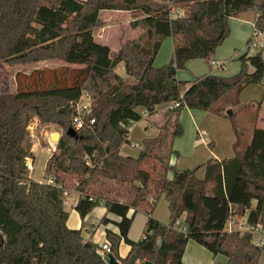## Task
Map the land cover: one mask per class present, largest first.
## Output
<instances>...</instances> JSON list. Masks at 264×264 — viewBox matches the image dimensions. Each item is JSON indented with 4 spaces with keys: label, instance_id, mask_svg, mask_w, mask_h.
<instances>
[{
    "label": "trees",
    "instance_id": "obj_1",
    "mask_svg": "<svg viewBox=\"0 0 264 264\" xmlns=\"http://www.w3.org/2000/svg\"><path fill=\"white\" fill-rule=\"evenodd\" d=\"M170 2L185 7L188 15L171 20L167 0H0V61L10 66L62 63L35 70L27 81L19 75L17 93L0 95V264H107L99 245L67 226L70 191L79 195L75 210L82 220L101 205L120 217L119 233L106 231L110 255L120 264H185L189 241L214 260L226 258V264H259L264 247L255 244L250 231L229 233L227 226L237 215L246 217L249 227H264V129H254L243 153L204 164L203 180L197 177L200 167L180 170L171 160L178 157L174 141L184 133L180 117L185 109L214 111L231 96V103L239 105L246 87L264 82L263 55L248 53L239 57L240 72L232 77L177 78L190 61L212 62L231 34V18L259 15L255 28L264 31V0ZM104 11L130 13L131 27L142 29V35L123 41L116 52L100 44L95 32L105 26ZM167 38L173 39L174 57L157 67ZM120 64L126 78L116 72ZM70 91L83 92L91 102L92 112L78 131L73 126L76 99L58 94ZM173 103L179 106L165 112L164 123L156 136L143 140L139 156L122 155L131 124L142 120L138 108L150 118L157 106ZM33 119L61 129L43 183L30 178L27 164ZM70 129L76 135L68 134ZM162 196L170 211L168 226L154 217ZM131 211L147 215L139 241L129 239ZM178 221L183 230L176 227ZM100 223L111 220L105 216ZM122 242L130 246L124 259Z\"/></svg>",
    "mask_w": 264,
    "mask_h": 264
},
{
    "label": "rangeland",
    "instance_id": "obj_2",
    "mask_svg": "<svg viewBox=\"0 0 264 264\" xmlns=\"http://www.w3.org/2000/svg\"><path fill=\"white\" fill-rule=\"evenodd\" d=\"M162 1V0H155ZM168 1V0H167ZM128 13V12H125ZM130 16L131 14L128 13ZM247 15L254 14L248 13ZM101 17L105 22V26L95 32L96 40L102 44L103 40L109 42V46L116 52L119 50L123 41L139 38L143 30L133 29L131 23L133 17L122 13H112L104 11ZM252 17L254 22V18ZM235 19L229 20L231 29L230 36L224 43L216 50L212 59L225 63L226 68H214L211 63H206L204 60H193L187 64L186 68L179 70L177 78L183 81L193 80L204 76L209 72L222 74L225 77H232L240 72L241 62L239 61L240 55L247 52L248 39L251 35V26H245ZM138 32V33H135ZM108 45V44H106ZM255 51L250 52L255 55ZM219 54V55H218ZM174 57V43L172 38H167L162 44V48L156 57L155 66L162 67L169 64ZM264 57V53H263ZM60 62H44L36 65H19L10 66L7 63L0 61V95L16 94L18 90V76L20 75L24 81H27V76L32 74L35 70H42L44 68L60 67ZM116 72L123 78H126L125 66L123 64L116 68ZM66 98H74L79 104L87 101L86 95H79L81 93H58ZM232 96L226 98L218 104L217 110L214 111H199L185 109L180 117L181 124L183 125L184 133L174 141V148L178 152V157L174 156L173 164L180 170H200L204 169L203 165L216 158L229 159L235 156L234 153L244 152L250 143L252 133L256 127H263V123L259 121V112L264 111V82L257 85H251L245 88L238 96L239 105H233ZM167 105L162 104L158 108V113L153 117L154 123L149 124L144 118L139 124L138 128L134 130L133 141L127 145L132 150L134 155H138L142 149V142L146 135H153L158 128L164 123V114ZM259 106L261 108L259 109ZM262 115V113L260 114ZM149 127L148 132L145 130ZM29 138L28 143L31 148L32 158L27 159V164L30 173L33 171L34 179H42L44 170V161L41 156L43 150L51 148L50 146L55 141V138H61V129L54 125L40 124L37 119H33L29 125ZM58 132V134H53ZM59 135V136H58ZM54 136V137H53ZM56 136V137H55ZM57 142V143H58ZM131 143H137V148H132ZM237 144V145H236ZM236 151V152H235ZM45 152V151H44ZM32 167V168H30ZM161 202L166 203V209L161 211V217L165 219L166 226L170 224V211L168 203L164 196H162L157 205L159 207ZM156 205V208H157ZM72 203L67 202L66 208L70 210ZM155 208V210H156ZM161 210V209H160ZM236 211V210H235ZM144 214V212H142ZM146 215V214H145ZM155 217V211H154ZM92 218L91 222H94ZM90 222V223H91ZM245 217L234 215L228 223L227 229L229 231H248V225L245 222ZM241 223L243 226L241 227ZM164 225V224H163ZM95 225L93 228L95 229ZM93 233V232H92ZM138 235V234H137ZM139 234L138 237H140ZM109 242L105 241L104 244ZM102 244L101 247L104 245ZM264 252L261 255L263 257ZM261 260V259H260Z\"/></svg>",
    "mask_w": 264,
    "mask_h": 264
},
{
    "label": "crops",
    "instance_id": "obj_3",
    "mask_svg": "<svg viewBox=\"0 0 264 264\" xmlns=\"http://www.w3.org/2000/svg\"><path fill=\"white\" fill-rule=\"evenodd\" d=\"M112 13H122V14L128 15L131 18V16L128 13H125V12H112ZM247 14H243V15H241L238 18H232V19L238 20L239 22H241L245 26H249L250 25L251 26V30L253 31L254 22L251 21V20H253L252 19L253 16L252 15H247ZM253 18H254V21H255L256 16H254ZM131 21H133V20H131ZM135 33H138V32H135ZM103 42L104 43H102V44H104V45L108 44V46H109V42H107L106 39L103 40ZM116 51H117V49H116ZM213 61H216V60H213ZM216 62H218L221 67L212 65L214 68H217V69H219V68H224L225 69L226 68L224 62H221L220 60L219 61H216ZM250 71H252V69H250ZM205 75H207V73ZM209 75H215V76L225 77L222 74H218V73H215V72L212 73L211 71L209 72ZM179 80L183 81L182 79H179ZM194 80L195 79L188 80V82H192ZM63 93H71V94H73V93H75V94L81 93L79 95L80 96L83 95V92H81V91H70V92H63ZM159 106H161V105H159ZM159 106H157V108H156V112L157 113H158ZM167 107L168 108L166 109V111L169 109V105H167ZM138 112L142 115V120L145 118L148 121L149 124H153L154 123L153 117L155 115L153 117L148 118V114H147L146 110L144 108H142V107L141 108H138ZM261 113H262V115H260ZM258 116H259L258 123H259V121L263 123V127H259V128L264 129V111L263 110H262V112L260 111ZM140 122L131 124V126L129 128V131H130V142L133 141L132 139H133V135H134V130L136 128H138V124ZM161 122L163 124V121H161ZM145 130L148 132L149 127H146ZM157 132H158V130L153 135H150V134L146 135L145 139L146 138H149V137L156 136ZM53 134H58V132H54ZM58 139H59V137H58ZM58 139H57V142H58ZM57 142L55 144H52L50 146L51 148H47V149L43 150L42 152H39V153H41L42 158H44L43 159V161H44V170H43V174H42V177L43 178L42 179H34V177H33V171L34 170H31L32 172L30 173V178L33 181H36V182H39V183L46 182V178H45L46 163L49 160V158L52 156V154L54 153ZM131 144H132V148H137L138 147V144L137 143H135V144L134 143H131ZM127 147H128L127 145H123L121 147V154L122 155H124V156H130V157H133V158H137L139 156L140 153L138 155H134L132 153V150L129 149V148H127ZM234 154L236 156V153H234ZM234 157H232V158H234ZM232 158H229V159H232ZM229 159H226V160H229ZM173 160H174V157L171 160V165H174L173 164ZM223 160L224 159H220V158L214 159V161H219V162H221ZM30 168H32V167H30ZM205 173H206V170L204 168V169L200 170V172H198L197 177L199 179L203 180L205 178ZM208 188H209V191L212 192L213 191V188H214V184L213 183H210L208 185ZM78 197H79V195L75 191H70L67 194V196H66L65 209L69 213V219H68V222H67V226L69 227V229H72V230H82V235H83V237H84L85 240H92L94 243H96L97 245H99L101 247V245L104 244L105 241L106 242L108 241L107 240V237H106V231L107 230H111L114 233H119V229H118V227L116 226L115 223L120 222L121 219H120V217H118L116 215L109 214L108 211H107V209H106V207L103 206V205H101L99 207H96L92 211L91 214H89L84 220H82L81 217H80V215L75 210V206L77 204ZM67 202H69V203L71 202L72 203V207L70 208V210H68L66 208V203ZM164 208L166 209V203L165 202H161L160 205H159V207L157 205V208L155 210V218L160 223H162V224L165 225L167 221L161 217V215H162L161 214V211ZM132 215H134L133 211H131L129 213V216H132ZM105 216H107L108 219L111 220V223H109L108 225H103V224L100 223L101 220L103 219V217H105ZM169 217H170V214H169ZM92 218H95L94 222H91L92 221ZM146 222H147V215H145V213L143 214L142 212H138V213H136L133 216V223H132L131 229L129 231V239L130 240H132V241H139L142 238L143 233H144V229H145V226H146ZM245 222H246V217H245ZM95 225L97 227L94 229L93 227ZM242 226H243V223H241V227ZM248 229H249V227H248ZM238 231H240V232H246V231H243L241 229L238 230ZM139 234H141L140 237H138ZM129 251H130V246H128L126 243L122 242L121 245H120V247H119V256H120V258L121 259L126 258L127 255H128V253H129ZM183 261H184L185 264H218V263L226 264L227 259L224 258V257H220L219 256V257L216 258V260H214L212 254L208 250H206L204 247H202L201 245L197 244L194 241H189V243L187 245V248L185 250V254L183 256ZM259 264H264V255L261 258Z\"/></svg>",
    "mask_w": 264,
    "mask_h": 264
},
{
    "label": "built area",
    "instance_id": "obj_4",
    "mask_svg": "<svg viewBox=\"0 0 264 264\" xmlns=\"http://www.w3.org/2000/svg\"><path fill=\"white\" fill-rule=\"evenodd\" d=\"M168 4H169V17L171 20L184 18L188 15V10L185 7L180 6V5H175L172 2H170V0H168ZM257 17H259V15H257L256 18ZM247 47H248L247 52L245 53H248L249 56H252L250 54V52L252 51H255L256 52L255 54L263 55L264 53V31H259L258 29H256L255 24H254V28L251 33V36L248 40ZM212 65L221 67L220 64L216 61H212ZM74 104H75L76 113L73 117V126H74V129L78 131L83 126H85L84 119L87 115H89L92 112L91 102H90V98L87 97V101L84 102L83 104H79L78 101L77 102L75 101ZM170 106H179V104L173 103ZM93 122L94 121H92V123ZM176 227L179 230H183L182 222L178 221L176 224ZM227 231L229 233L233 232L231 230L229 231V229H227ZM248 231L252 233L255 244L259 247H264V227L261 225L249 227ZM109 254H111V246H110V243L109 244L106 243L101 247V255L103 256V258L106 259Z\"/></svg>",
    "mask_w": 264,
    "mask_h": 264
},
{
    "label": "water",
    "instance_id": "obj_5",
    "mask_svg": "<svg viewBox=\"0 0 264 264\" xmlns=\"http://www.w3.org/2000/svg\"><path fill=\"white\" fill-rule=\"evenodd\" d=\"M68 134L70 135H76V131L74 129H70L68 131ZM106 263L107 264H120L112 255H108L107 258H106Z\"/></svg>",
    "mask_w": 264,
    "mask_h": 264
}]
</instances>
